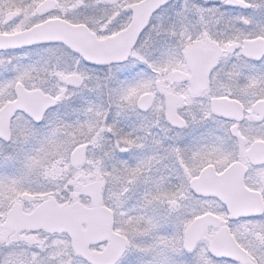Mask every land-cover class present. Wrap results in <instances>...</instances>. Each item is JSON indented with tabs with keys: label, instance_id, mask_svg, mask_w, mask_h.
Listing matches in <instances>:
<instances>
[{
	"label": "snow or ice",
	"instance_id": "obj_1",
	"mask_svg": "<svg viewBox=\"0 0 264 264\" xmlns=\"http://www.w3.org/2000/svg\"><path fill=\"white\" fill-rule=\"evenodd\" d=\"M0 264H264V0H0Z\"/></svg>",
	"mask_w": 264,
	"mask_h": 264
}]
</instances>
